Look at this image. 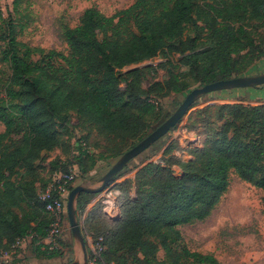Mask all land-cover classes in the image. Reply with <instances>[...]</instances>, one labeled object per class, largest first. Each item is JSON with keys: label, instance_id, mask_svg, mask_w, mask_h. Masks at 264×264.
Instances as JSON below:
<instances>
[{"label": "trees", "instance_id": "trees-1", "mask_svg": "<svg viewBox=\"0 0 264 264\" xmlns=\"http://www.w3.org/2000/svg\"><path fill=\"white\" fill-rule=\"evenodd\" d=\"M0 22V264H18L23 245L37 259H64L63 239L55 247L45 244L55 216L41 193L54 174L70 170L56 171L61 162H51L47 181L39 162L64 149L69 113L109 140V157L117 161L170 117L163 100L239 77L264 53L256 44L264 0H135L110 16L89 8L76 27L61 32L67 55L19 41L11 14L0 13ZM160 55L166 60L156 68L125 71ZM159 67L166 77L150 80ZM207 112L213 119L204 121L202 141L186 148L190 160L176 155L181 146H169L164 163L144 161L130 170L133 179L120 172L111 181L119 191L117 218H107L101 202L87 213L88 238H103L101 264H221L214 255L190 251L179 228L211 216L231 173L262 190L264 211V102L213 101ZM84 155L82 169L91 160ZM99 195L82 193L77 216Z\"/></svg>", "mask_w": 264, "mask_h": 264}, {"label": "rangeland", "instance_id": "rangeland-1", "mask_svg": "<svg viewBox=\"0 0 264 264\" xmlns=\"http://www.w3.org/2000/svg\"><path fill=\"white\" fill-rule=\"evenodd\" d=\"M17 1L0 0V13L4 18H8L11 14L17 25L19 41L32 47L47 51L54 50L65 55L68 54V47L61 39V32L64 27H76L86 9L96 8L105 15L110 16L117 11L128 8L135 2V0H21L16 4ZM257 28L256 44H262L264 50V42L260 40V38L264 39V25H259ZM37 58L38 56L35 57V59ZM171 58L175 64L180 63L179 55H173ZM165 60L164 56L160 55L139 65L128 67L125 71L146 66L156 68L158 64L165 62ZM1 67L2 64L0 63ZM187 69L186 66L179 67V71ZM166 74V70L159 67L156 73L149 75V79L163 80ZM263 74L264 53L262 56L255 58L250 67L239 77H253ZM198 87L201 86L196 85L183 93L172 94L163 100V106L170 113V116L179 108L186 96ZM125 89L126 84L123 83L121 90ZM252 89H260V91L256 92ZM229 99H236L237 101L251 99L252 102H264V85L254 88L224 90L201 96L174 129L141 155L130 161L126 165L128 167L125 166L126 169L121 172L130 178L131 175H134L129 173L130 170H134L136 166L144 161L164 163L161 161L162 155L169 146H174V149L176 145L181 146L182 150L176 151V155L184 161L190 160L191 156H189L186 148L188 149L190 143H200L202 141L198 134L204 131V121L213 119L207 112L208 104L213 101L218 103L227 102L226 100ZM69 114L71 123L67 126V130L62 132V140L65 143L64 149H56L52 153L44 155L39 162L41 173L48 181L53 175V172L49 169V164L59 161L61 164L57 166L56 171L74 170L78 173L75 187L82 185L91 189L99 188L103 176L120 158L117 161L111 160L109 151H107L109 140L98 134L93 127L79 122L75 113L71 112ZM3 131L4 126L0 123V133ZM84 152L91 156V160L87 167L82 169L78 158H85ZM51 166L53 167V165ZM173 169L176 175H180L179 168L173 167ZM83 170H86V172ZM229 178L228 191L211 216L203 222L179 228L184 245L192 252L214 255L221 264H264L263 192L240 180L234 173H231ZM116 183H110L95 198L94 202L102 203L103 193L108 189H115ZM83 216H77V219L85 238L87 225ZM60 236H62L60 237L63 239L62 241L67 244V247H63L67 249V253H64V262L73 260L83 264L81 247L72 235L68 216L63 223V231ZM20 251L22 252L23 249H20ZM158 257L160 260L164 259L162 250Z\"/></svg>", "mask_w": 264, "mask_h": 264}, {"label": "water", "instance_id": "water-1", "mask_svg": "<svg viewBox=\"0 0 264 264\" xmlns=\"http://www.w3.org/2000/svg\"><path fill=\"white\" fill-rule=\"evenodd\" d=\"M264 85V74L258 76L235 77L229 80H222L212 84L193 89L181 103L179 108L154 132L148 135L144 140L138 143L130 151L126 152L103 176L102 184L99 188L91 189L85 186H76L69 193L67 200V216L70 224L72 235L76 241L79 242L81 253L83 257V264H88L87 248L85 239L83 237L80 224L77 219L76 204L77 199L82 193L98 194L102 193L104 189L111 183L114 177L119 174L125 166L145 152L153 144H155L162 137L167 135L176 125L184 118L191 106L201 97L214 92L231 90V89H245L254 88ZM117 218V217H116ZM77 264H79L77 262Z\"/></svg>", "mask_w": 264, "mask_h": 264}, {"label": "built area", "instance_id": "built-area-1", "mask_svg": "<svg viewBox=\"0 0 264 264\" xmlns=\"http://www.w3.org/2000/svg\"><path fill=\"white\" fill-rule=\"evenodd\" d=\"M77 176L78 173L74 170L56 173L52 176L46 189L41 193V200L46 203V211L55 216L54 224L46 239L49 241L48 244H53L54 247L57 246V241L63 231V223L67 214L68 196L71 192V186L77 180ZM118 196L119 191L116 189H108L103 193V213L109 219H114L119 215ZM88 241L90 242L89 248L91 250L88 254V264H101V254L103 252L101 242L103 238L97 239L95 243L89 238Z\"/></svg>", "mask_w": 264, "mask_h": 264}, {"label": "crops", "instance_id": "crops-1", "mask_svg": "<svg viewBox=\"0 0 264 264\" xmlns=\"http://www.w3.org/2000/svg\"><path fill=\"white\" fill-rule=\"evenodd\" d=\"M252 90L253 91H256V92L260 91V89H257V90L252 89ZM236 99H229V100H226V101L227 102H236L237 101ZM130 178L133 179L134 178V175H131ZM95 203L96 202H93V203H91V204H89L87 206L86 211H85V214L83 216L84 217V220L86 219L87 213L90 212L92 210V208L94 207ZM86 236H88L87 233H86ZM87 238L88 237H86V239ZM48 243H49V241L45 240V244H48ZM86 248H87V246H86ZM22 249H23V251L14 258V260L18 264H60L62 261H65L64 259H56V260H42V259H37V258L34 257V255L32 254L31 251H29V250L26 249V245H23ZM64 252H65V254L67 253L66 250ZM87 256H88V250H87ZM4 259L6 261L10 260L9 256H7V255L4 256Z\"/></svg>", "mask_w": 264, "mask_h": 264}]
</instances>
